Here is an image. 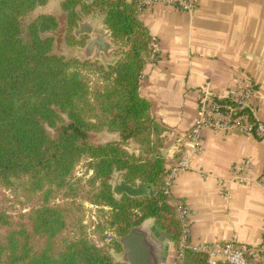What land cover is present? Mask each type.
Instances as JSON below:
<instances>
[{"label": "trees", "instance_id": "trees-1", "mask_svg": "<svg viewBox=\"0 0 264 264\" xmlns=\"http://www.w3.org/2000/svg\"><path fill=\"white\" fill-rule=\"evenodd\" d=\"M48 2L0 0V264H114L120 238L150 219L178 248L184 227L167 182V130L140 95L153 46L138 2L61 1L66 44L86 45L74 34L78 8L98 15L111 32V65L53 54L47 34L58 17L33 15ZM105 131L121 139L93 140ZM115 171L153 195L116 198ZM86 203L100 220L87 224ZM185 262L211 264L191 246Z\"/></svg>", "mask_w": 264, "mask_h": 264}, {"label": "crops", "instance_id": "crops-1", "mask_svg": "<svg viewBox=\"0 0 264 264\" xmlns=\"http://www.w3.org/2000/svg\"><path fill=\"white\" fill-rule=\"evenodd\" d=\"M52 1L41 8L50 9ZM56 1L59 8L56 4L45 13L58 17L60 30L67 18L62 0ZM85 16L91 26L84 31H109L100 16ZM139 17L156 40L152 46L157 52L144 70L140 95L150 101L152 116L167 130L169 174L184 159L189 161L187 170L175 171L168 180L173 203L179 200L188 210L190 246L235 241L251 264H264V139L240 128H206L197 153L191 152L188 140L202 94L224 96L238 78L253 90L252 107L264 124V0H199L193 13L154 3ZM110 41L103 38L93 46L90 59H107L103 50ZM107 52L115 58L112 49ZM245 161L250 167L244 179L234 180V167ZM177 251L170 244L167 264H175Z\"/></svg>", "mask_w": 264, "mask_h": 264}, {"label": "built area", "instance_id": "built-area-1", "mask_svg": "<svg viewBox=\"0 0 264 264\" xmlns=\"http://www.w3.org/2000/svg\"><path fill=\"white\" fill-rule=\"evenodd\" d=\"M140 11L154 4L173 5L180 11L193 13L199 6V0H136ZM156 41L155 39H152ZM157 52L153 48L149 61L154 62ZM254 92L246 84L244 79L238 78L235 84L228 90L227 94L221 96L211 91H205L200 98L199 118L191 128L188 140L191 152L197 153L202 148V132L206 128L214 130H227L240 128L245 132L264 139V124L259 121L252 107ZM225 102L224 104H222ZM251 114V118L249 116ZM253 120V121H252ZM250 167V162L245 161L234 167V180L244 179L245 168ZM189 168L188 159H184L177 168L171 171V175L177 170H187ZM169 174V175H170ZM168 175V177H169ZM168 185L170 182L167 178ZM170 194H171V190ZM172 195V194H171ZM177 209L178 216L184 227L182 240L177 248L175 264H186L185 250L190 246L188 231V210L181 201L173 203ZM196 250L207 254L209 262L215 264L223 260L229 264H251L246 251L235 241L225 242L216 245H204Z\"/></svg>", "mask_w": 264, "mask_h": 264}, {"label": "water", "instance_id": "water-1", "mask_svg": "<svg viewBox=\"0 0 264 264\" xmlns=\"http://www.w3.org/2000/svg\"><path fill=\"white\" fill-rule=\"evenodd\" d=\"M92 0H85V2L90 3ZM79 18L82 22L78 23V28L75 29L74 34L77 38H80L82 34H87L89 37L84 48H69L65 46V54H59L55 51L57 36L56 31L48 33L47 36H51L55 39L53 54L59 56H65L66 59H80V60H92L100 61L105 65L114 64L117 59H112L108 50H114V44L110 41L108 49L103 50L106 54L107 59L97 56L91 58V49L103 38H111V32L108 27H105L107 33L103 34L94 30L84 31L87 26H91L88 22L86 16L78 8L77 10ZM67 31V25H64V33ZM105 136L107 139L101 143H106L110 141H119L121 135L119 133H110L105 131ZM124 172L115 171L112 187L113 193L116 198H121L127 195L132 198H142L149 197L153 195V190L149 184H144L139 182L136 186L128 184L124 179ZM120 243L123 246V251L121 257L117 260L125 264H167L168 251L170 248V241L166 236H164L156 227L153 220H146L140 226L132 228L129 233L120 238Z\"/></svg>", "mask_w": 264, "mask_h": 264}, {"label": "rangeland", "instance_id": "rangeland-1", "mask_svg": "<svg viewBox=\"0 0 264 264\" xmlns=\"http://www.w3.org/2000/svg\"><path fill=\"white\" fill-rule=\"evenodd\" d=\"M58 1L54 0L52 1L51 5L49 6L50 9H53L54 10V7H56V4H57V8H59V4L56 3ZM53 4V5H52ZM55 4V6H54ZM61 7V6H60ZM50 9H46V8H41V7H38L34 12H33V15L36 16L38 14H41V12H44L45 11H48ZM67 25V22L65 23ZM60 27V26H59ZM56 36H57V42H56V49L55 51L59 54H65V46L66 47H69L67 44H66V33H64V25L62 24L61 22V29L57 30L56 31ZM88 41V39H86V42ZM85 47V46H84ZM84 47H80V48H84ZM69 48H79V47H69ZM65 57V56H64ZM100 62V61H99ZM107 139V137L105 136V132L102 133V134H99V135H94L93 137V140L94 141H97V142H102V141H105ZM167 141H168V137H167ZM168 143V142H167ZM132 152L135 151L136 149L134 148H131L130 149ZM78 175L79 176H83V174H85V166L84 164L78 168V171H77ZM84 215H85V220L87 222V224L91 223V221L93 222H96L97 220H100V217L103 215L101 212H99V209L92 206L91 204L89 203H86L84 205ZM102 218V217H101ZM154 221V220H153ZM155 222V221H154ZM121 254H117L115 256V260H114V264H125V263H122V262H118L117 260L121 257Z\"/></svg>", "mask_w": 264, "mask_h": 264}]
</instances>
